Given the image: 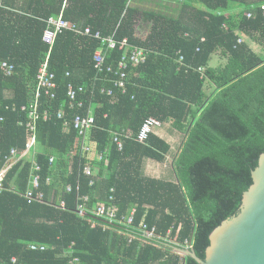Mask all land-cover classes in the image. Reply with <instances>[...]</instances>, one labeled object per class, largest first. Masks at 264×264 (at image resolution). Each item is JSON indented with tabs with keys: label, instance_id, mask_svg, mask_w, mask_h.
<instances>
[{
	"label": "trees",
	"instance_id": "1",
	"mask_svg": "<svg viewBox=\"0 0 264 264\" xmlns=\"http://www.w3.org/2000/svg\"><path fill=\"white\" fill-rule=\"evenodd\" d=\"M262 1L178 0L174 16L143 13L152 23L143 40L134 36L138 10L127 6L128 0L67 1L62 14L65 20L80 28L89 25L103 36L114 34L117 41L126 37L130 44L149 51L144 63L128 67L124 93L118 89H113L112 96L101 93L109 86L107 82L93 86L90 107L95 126L88 140L96 154L106 150L108 165L104 167L98 158L92 160L75 150L77 131L72 127L63 130V120L55 117L59 109L67 119L77 112L68 108L69 83L86 91L91 88L92 55L99 41L70 30L57 34L48 59L57 84L55 96L41 92L38 99L39 111L48 110L53 116L37 121L35 152L8 170L0 192V264H66L67 257L61 254L71 242L80 264H178V258L167 252L138 243L127 245L117 235L90 229L76 215L77 194L88 195L89 206L96 202L97 184L89 185L90 177L82 173L87 164L99 176L103 177L104 169L107 172L101 200L113 188V203L120 213L135 207V224L143 219L161 233L171 229L178 241L191 239L196 256L204 259L210 233L238 212L242 194L252 183L251 172L264 152V48L258 53L246 40L237 44L242 36L258 34L255 40L264 45V18L255 8ZM62 6L63 0H0V62L14 65L10 76L0 70V168L6 165L11 148H24L26 109L33 100L37 70L48 51L42 41L45 20L56 17ZM248 10L254 12V18L246 17ZM201 37L205 38L202 43ZM121 54L116 45L107 62H116ZM180 54L182 65L177 62ZM216 54L223 63L210 66ZM23 106L25 110H21ZM148 117L171 122L184 134L172 161L177 183L139 174L143 157L161 161L169 149L153 133L145 143L135 140ZM121 131L131 132L133 138L126 139L119 150L111 133ZM50 156L54 157L51 165ZM35 160L42 167V178H51L42 190L47 200L54 193V205L27 203L22 195ZM12 185L16 191L10 190ZM61 200L64 210L56 207ZM29 243L46 249L30 251ZM184 264L198 263L185 256Z\"/></svg>",
	"mask_w": 264,
	"mask_h": 264
},
{
	"label": "built area",
	"instance_id": "2",
	"mask_svg": "<svg viewBox=\"0 0 264 264\" xmlns=\"http://www.w3.org/2000/svg\"><path fill=\"white\" fill-rule=\"evenodd\" d=\"M68 0H63V6L60 13L56 17H49L45 20L46 28L42 33V41L48 45V51L45 54L43 62L40 64L37 74H36V86L34 91L33 100L29 106L21 107V110H25L28 116L24 123L25 128V144L22 151H18L16 148H11L9 154L5 156L6 165L0 168V192L3 189V182L5 180L8 170L17 162H24L25 159L34 153L37 146V121L42 119L47 121L51 119L53 114L48 110L39 111L38 109V99L41 92L50 98L55 96V90L57 84L54 80V74L49 70L48 59L50 55L51 48L54 44V40L58 33L63 30L73 31L81 36L89 39H95L99 41V47L94 51L92 55V66L95 71L94 77L91 80V88L85 90L81 85H74L69 83L66 87V96L69 100L68 108L75 109L77 112L72 118H66L62 109L56 110L55 117L57 119L63 120V130L67 127H72L77 131V144L80 154L89 153L91 151L90 144H88L90 131L95 126V115L94 110L90 107L91 103L94 101V90L93 86L97 82H107L109 86L103 87L100 92L106 94L107 96L114 95L113 89L120 90L124 93L127 85L128 67L137 66L144 63L149 49L133 45L128 42V39L122 38L117 41L114 34L103 36L99 30L92 31L89 25L83 28L79 27L76 23L65 20L63 18V9L67 6ZM260 15L264 18V0L256 5L255 7ZM248 19L255 17L252 10H248L245 13ZM184 37H190L188 33H184ZM253 38L258 39V34H254ZM205 38H200V43L204 42ZM259 41V40H258ZM242 38L237 39V44L242 43ZM116 45H119V49L122 50L120 58L116 62L108 63L107 56L110 50L114 49ZM195 51H199V47L195 48ZM184 57L180 54L177 62L182 65ZM0 70L4 76H10L13 73L14 65L7 62H0ZM198 71L202 72L203 68L198 67ZM68 76V73H66ZM84 94V97L78 98L79 95ZM85 103H88L85 105ZM86 106V108H84ZM3 118L0 117V122ZM22 125V122H19ZM160 122L154 117L146 118L141 127L136 134L135 140L139 143H145L149 134H151L155 127L160 126ZM112 142L116 144L117 148L120 150L126 139L133 138V135L129 131L112 132ZM106 150L98 155V159L103 161V166L108 165V159L104 157ZM54 157L50 156L48 159L49 165L53 163ZM73 166L69 164L68 172L72 173ZM42 167L35 160L30 168V175L28 178V187L22 194L27 203H39V204H52L54 193L50 194V198L47 200L45 194L42 190V186H47L51 182V178L47 176L42 178L41 175ZM82 173L90 177L89 185L97 184L99 178L95 174L91 165H85L82 167ZM10 190L16 191L15 186H11ZM79 190V185H76V191ZM66 191H71V186H66ZM114 189L111 188L107 194L105 200H100L96 191L94 192L95 204L89 206V196L86 194H77L74 212L76 215L86 224H88L92 229L99 230L103 233H110L119 236L124 239L127 245L138 243L141 246H151L159 249L163 252H167L169 255L176 256L178 258V264H184L185 255L178 251L177 248L190 250L192 249L191 239H184L183 241H178L175 237L171 236V229H168L166 233H161L157 230L155 225L149 226L142 219L138 224L134 223L135 208H132L128 214L120 213L119 207L114 204L115 197L113 195ZM18 193V192H16ZM64 201H59L57 208L64 210ZM177 228V232L179 231ZM176 232V233H177ZM30 251H44L46 249L45 245H40L37 243H29L27 246ZM61 256L67 257L66 264H80V259L74 254V243L66 248L62 252ZM12 262L15 261L14 258L11 259Z\"/></svg>",
	"mask_w": 264,
	"mask_h": 264
},
{
	"label": "water",
	"instance_id": "3",
	"mask_svg": "<svg viewBox=\"0 0 264 264\" xmlns=\"http://www.w3.org/2000/svg\"><path fill=\"white\" fill-rule=\"evenodd\" d=\"M238 212L222 221L209 236L204 259L193 249L177 248L198 264H264V152L251 172Z\"/></svg>",
	"mask_w": 264,
	"mask_h": 264
},
{
	"label": "crops",
	"instance_id": "4",
	"mask_svg": "<svg viewBox=\"0 0 264 264\" xmlns=\"http://www.w3.org/2000/svg\"><path fill=\"white\" fill-rule=\"evenodd\" d=\"M134 36L136 38L139 37L138 39H141V40L145 39V37L140 38V36L137 35L136 29H135ZM250 47H252L251 44H250ZM256 52H257V50H256ZM260 52H261V50L258 51V53H260ZM214 56L215 55L212 56L211 61L213 60ZM217 60L218 61L216 63H214V61H213L212 64L217 66V65L223 63V60L220 57H218ZM210 64L211 63H209V65ZM7 95H9V93ZM98 107H99V103L95 106V108H98ZM160 124H161L160 126L154 128L152 133L154 135L158 136L163 141H165L169 145V149H168L167 153L165 154L164 159L161 161L155 160V159L147 157V156L143 157L141 165H140V169H139V174L141 177H144V178H152V179H156V180H160V181H164V182H175V183H177V180H176L173 168H172V161L180 149L181 142L184 138V134L181 133L180 131L176 130L175 128H173L171 125V122H164V123H160ZM88 144H90L91 151L89 153H85V154L88 155V157H90L92 160L97 159L99 153L96 154L93 151L95 149V147H94V145H92L90 143V140L88 141ZM77 149H78V144L76 142L75 150L77 151ZM72 161L73 160L71 157V162ZM87 165H90V164H87ZM94 172L97 175V177L99 178V180L97 181V186H96L95 191H96L97 197L101 200V199H104V197H105V191L102 187V180L105 178L107 172L104 169V171L102 173L103 177L98 175L97 169ZM49 198H50V196L48 197V199ZM132 208H135V207H131V209ZM130 210H127V211L129 212ZM125 214H128V213H125ZM90 229H92V228L90 227ZM94 230H96V229H94Z\"/></svg>",
	"mask_w": 264,
	"mask_h": 264
},
{
	"label": "rangeland",
	"instance_id": "5",
	"mask_svg": "<svg viewBox=\"0 0 264 264\" xmlns=\"http://www.w3.org/2000/svg\"><path fill=\"white\" fill-rule=\"evenodd\" d=\"M177 4L178 0H128L127 6L135 7L138 10V14L135 17V29L137 35H139L140 38H146L151 29L152 23L144 17V12H154L171 17L175 15ZM241 38L242 40L248 41L257 52L261 50V47L264 48L261 41L255 40L250 36H243ZM217 59L218 54L214 56L210 65L215 66L212 62L214 61V63H216L218 61Z\"/></svg>",
	"mask_w": 264,
	"mask_h": 264
}]
</instances>
